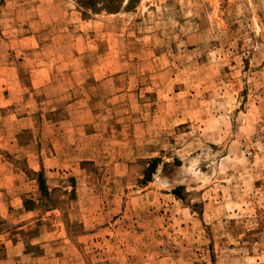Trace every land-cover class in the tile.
<instances>
[{
	"label": "rangeland",
	"instance_id": "374dc122",
	"mask_svg": "<svg viewBox=\"0 0 264 264\" xmlns=\"http://www.w3.org/2000/svg\"><path fill=\"white\" fill-rule=\"evenodd\" d=\"M91 1L0 0V264H264V0Z\"/></svg>",
	"mask_w": 264,
	"mask_h": 264
},
{
	"label": "trees",
	"instance_id": "16d2710c",
	"mask_svg": "<svg viewBox=\"0 0 264 264\" xmlns=\"http://www.w3.org/2000/svg\"><path fill=\"white\" fill-rule=\"evenodd\" d=\"M78 2L81 4V5H84V6H88L90 8H93L94 7V4L91 0H78ZM105 9V7H104ZM153 164H151L149 167H148V171H152L154 169V162H152ZM40 185H41V182H40Z\"/></svg>",
	"mask_w": 264,
	"mask_h": 264
}]
</instances>
